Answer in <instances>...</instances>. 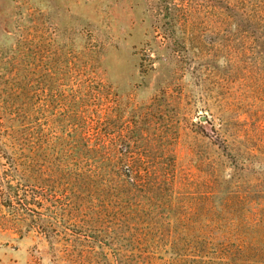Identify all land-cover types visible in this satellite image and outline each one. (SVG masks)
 Returning a JSON list of instances; mask_svg holds the SVG:
<instances>
[{
  "label": "rangeland",
  "instance_id": "1",
  "mask_svg": "<svg viewBox=\"0 0 264 264\" xmlns=\"http://www.w3.org/2000/svg\"><path fill=\"white\" fill-rule=\"evenodd\" d=\"M0 264H264V0H0Z\"/></svg>",
  "mask_w": 264,
  "mask_h": 264
},
{
  "label": "trees",
  "instance_id": "2",
  "mask_svg": "<svg viewBox=\"0 0 264 264\" xmlns=\"http://www.w3.org/2000/svg\"><path fill=\"white\" fill-rule=\"evenodd\" d=\"M166 1V0H165ZM6 184H7V187L10 189V188H13V186L10 184V182H6ZM17 187V186H16ZM14 188H15V186H14ZM7 200H9V201H11V197L10 196H8L7 197Z\"/></svg>",
  "mask_w": 264,
  "mask_h": 264
}]
</instances>
